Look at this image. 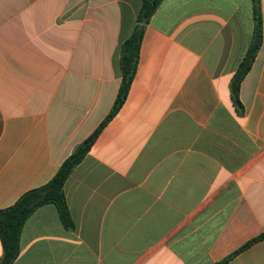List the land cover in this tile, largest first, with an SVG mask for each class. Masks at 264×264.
<instances>
[{"label":"crops","instance_id":"obj_1","mask_svg":"<svg viewBox=\"0 0 264 264\" xmlns=\"http://www.w3.org/2000/svg\"><path fill=\"white\" fill-rule=\"evenodd\" d=\"M142 0H0V209L47 183L110 113ZM263 43L253 0H162L127 98L11 264H264ZM3 246L0 239V258ZM226 259V260H225Z\"/></svg>","mask_w":264,"mask_h":264},{"label":"trees","instance_id":"obj_2","mask_svg":"<svg viewBox=\"0 0 264 264\" xmlns=\"http://www.w3.org/2000/svg\"><path fill=\"white\" fill-rule=\"evenodd\" d=\"M161 1L162 0H142V5L137 15L136 25L131 35L123 41L121 46L120 70L122 79L117 98L107 117L95 131L81 142L62 162L55 175L47 183L24 192L12 205L0 209V239L3 246L0 264H11L17 258L20 252V239L23 227L29 216L40 205L54 203L58 208L63 223L68 227L74 226V221L65 194V183L74 168L87 155L101 129L125 102L131 83L136 74L145 25L149 22ZM253 3L255 26L252 40L231 79L232 99L237 108L241 111L243 110V104L240 99L241 82L251 69L263 43L260 0H253ZM223 261L224 260L214 264H221Z\"/></svg>","mask_w":264,"mask_h":264}]
</instances>
